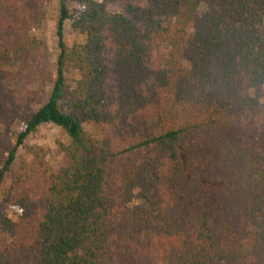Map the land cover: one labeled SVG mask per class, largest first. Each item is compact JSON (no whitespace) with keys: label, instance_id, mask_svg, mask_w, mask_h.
Listing matches in <instances>:
<instances>
[{"label":"trees","instance_id":"1","mask_svg":"<svg viewBox=\"0 0 264 264\" xmlns=\"http://www.w3.org/2000/svg\"><path fill=\"white\" fill-rule=\"evenodd\" d=\"M68 1L34 111L2 83L42 52L25 22L44 0H0V30L21 32L0 42V189L40 127L70 139L59 170L26 148L0 204V264H264V0ZM67 22L85 44L67 45ZM67 72L80 79L63 111Z\"/></svg>","mask_w":264,"mask_h":264},{"label":"rangeland","instance_id":"2","mask_svg":"<svg viewBox=\"0 0 264 264\" xmlns=\"http://www.w3.org/2000/svg\"><path fill=\"white\" fill-rule=\"evenodd\" d=\"M89 0H69L67 6L69 9H80L83 7V2ZM61 0H44V4L38 8L36 15L29 16L28 22H25L26 32L29 38H34L42 43V52L36 56L34 61L27 63L24 59L21 61L13 60L7 67L10 76L4 81L2 91L6 96H13L16 100L33 99L34 111L48 103L53 87L57 80V58L59 54L57 25L60 15ZM140 5L147 7L146 2H141ZM124 5L119 2L110 8L111 13H120L124 11ZM17 32L20 31H1L0 42L10 44L17 42ZM21 33V32H20ZM66 43L69 47L83 45L86 43V38L71 28V24H65ZM64 92L60 101L63 111H67L72 97L76 82L80 79V75L76 72H67ZM6 101V98H4ZM3 100V101H4ZM262 102L264 103V88L262 92ZM9 115L7 105L1 101L0 109ZM2 110V109H1ZM5 118V117H4ZM23 123L19 122L15 125L12 133L7 135L5 141H10L11 145H15V136L22 132ZM86 131L92 134L94 129L90 126H85ZM243 131V130H242ZM241 131V132H242ZM8 139V140H7ZM70 139L67 134L59 127L53 124H46L31 136L26 142V147L19 149L16 155V160L11 172L7 175L3 187L0 189V204L3 203V192L9 189L22 165L29 161V156L26 154V148L29 146L41 147L47 152V160L53 170H59L61 167L68 164V159L61 150V144L68 145ZM10 217L17 220L18 213L11 212Z\"/></svg>","mask_w":264,"mask_h":264}]
</instances>
